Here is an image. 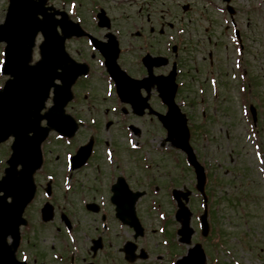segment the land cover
I'll return each instance as SVG.
<instances>
[{
  "label": "rangeland",
  "instance_id": "rangeland-1",
  "mask_svg": "<svg viewBox=\"0 0 264 264\" xmlns=\"http://www.w3.org/2000/svg\"><path fill=\"white\" fill-rule=\"evenodd\" d=\"M152 1H161L158 4L160 6L158 8H170L175 3L177 6L175 11L177 19L173 20L175 18L174 15V18L171 17V19L167 20L175 23L179 28L190 30L194 33L192 41H190L189 37L186 38L188 45L184 44L183 55L181 52L179 54L182 57L180 66L187 75L183 76L182 73L180 78H183L185 82L187 81V85L183 91L179 89L177 96L193 102V105L183 106V110L190 118V126H196V129H198L196 131L195 128H191V143L200 161L209 166L207 167L208 170L214 174L218 173L217 177H215L216 181L212 182L214 187L218 181L217 188H215L216 192L209 197L208 202L211 224V233L208 237L203 238L200 234L198 215L203 211V201L201 196L195 191V174L191 168L186 166L185 155L176 149H164L162 150L164 153L161 150H157L162 142L160 136L164 135V129L159 124L156 126L151 121L144 123L142 118L131 115L130 120L132 123L143 130V134L139 138L144 144L142 154L151 157L158 179H161L164 174V171H162V174L159 173L163 165L156 164L158 161L164 159L167 165L174 164L171 160L172 157L169 155L173 152L178 159H181L182 176L176 180V185L178 187L184 185L194 192L189 202V207L194 213L192 226L195 229V233L192 237V242L203 243L208 256V264H235V261H239L241 264H264V179L258 171V163L254 156L253 147L246 140V134L249 131L252 119L250 116L248 121L244 104V99H246L247 103L253 104L257 109V117L261 123L258 136L259 141L264 145V0H231L230 3L236 10L234 20L236 28L239 30L241 43L237 38L235 39V27L231 24V18L220 12L222 10L227 13L225 11L226 3L222 0H191L190 11L186 13L175 1ZM207 1L211 3V6L206 4ZM7 4L8 0H0V10ZM116 7L114 1L104 3V8L108 14H116L118 11ZM134 10L136 11L137 7ZM2 12L0 11V19H2ZM135 16L136 14H134ZM172 34L174 33L172 32ZM166 39L167 37H165V41ZM38 41H40L39 37ZM68 47L73 53L78 48L83 49L76 41L68 42ZM2 49L0 47V51ZM160 49L163 53H166V56L170 58L173 56V53L164 52L163 47ZM136 50L137 47H134V51ZM154 52L159 53L156 48ZM209 52L213 54V65H209L207 57ZM38 57L39 53L36 48L33 58L37 59ZM211 78L216 79L217 86L211 85ZM245 78L246 81L244 82ZM5 79L6 77L0 75L1 84ZM95 82L97 81L95 80ZM202 83H206V86L202 85ZM91 85L92 83L87 80L86 86L90 87ZM244 86L246 91H242ZM200 87L207 89L204 94V102L201 105H195L194 101L198 98V89ZM102 89L105 90V86ZM99 94H96V99L100 100L101 104L104 105L108 100L103 99ZM156 98V94H152L151 101L157 102ZM80 102L84 104L83 97L80 98ZM112 102H108L107 105L110 106ZM82 104L81 107L76 105L70 110H80L87 117L89 112L85 108L82 109ZM162 111L164 110L162 109ZM99 115L101 116V127L97 126L98 131L92 126H83L74 137V142L81 143L86 141L94 131L97 136L96 132H99V128L101 130L97 136L101 144L99 143L97 146L96 142L98 159L92 160L90 167L80 171L78 174L82 177L81 179H85L83 187L90 194H92L91 187L96 188L98 193H109L108 188L103 185L108 183L106 168H109V164L107 163L106 166L98 165V163L104 162V141L111 143L114 147H119V154L125 159L126 165L132 173L138 170V167L135 166L136 161L134 158L139 159L141 157V152L129 151L126 132L122 131V127L114 122L116 117H113L112 123L106 127L101 113ZM50 141L52 142L45 147L48 150L45 169L35 175L41 192H37L36 201L27 207L25 213L28 219L34 223L37 222L38 225L33 223L32 233H26L24 246L29 251H37L39 253L45 252L47 248L50 250L52 247L59 246L57 239H52L51 230L48 229L49 226L42 227L38 211L46 200L41 188L45 184L46 174H54L58 177L59 181L55 179V189L58 186L62 188V176L66 174L64 160L66 152L64 146L66 145L58 143L55 139ZM11 142L12 139H9L1 145L0 159L7 155ZM72 147L71 145L67 148L72 150ZM4 167L5 164H2V169ZM241 171H243V176L240 173ZM2 173L3 170L0 171V176ZM166 173L168 174L169 172L166 171ZM144 174L145 172L139 170L136 173V177L143 179ZM88 177H91V181H88ZM211 179H214L213 175H211ZM145 188L146 186H142V189ZM134 189L139 188L136 187ZM52 200L51 202L59 204L58 208L61 209L65 205L63 190L56 189ZM76 207H79V205L76 204ZM146 207L147 200L144 198L139 206V212L143 219L146 216L149 217L147 220L148 224H158L157 219H154V214H147ZM78 214L82 223H85L82 227L87 225L86 228L91 230L92 235L99 232L97 219H93L92 216V218L86 219L81 212ZM55 218L52 223L48 224L50 227L53 226L55 228L60 225L57 214ZM88 221L91 226L87 224ZM44 227L47 230H44ZM155 227L157 226L155 225ZM177 227V224H173L168 230L174 236L170 239L172 243H169V245L163 244L166 235H161L159 232L153 234L150 231L149 235L144 240H141L142 244L147 247L150 258L146 261H138L135 264H159L153 260L158 254L163 256L161 261L163 264H169L172 259L166 254L168 249L176 253L175 257L185 254L189 246L180 244L177 241V235L174 232ZM115 230L118 232L117 226ZM118 233L120 240L118 238L117 240L118 243H121L122 234ZM82 235L84 236V234ZM173 238H175L176 242L173 241ZM173 243H177V246L173 245ZM39 262L40 264H46L42 260H39ZM119 262L120 264H126L123 254H119Z\"/></svg>",
  "mask_w": 264,
  "mask_h": 264
},
{
  "label": "water",
  "instance_id": "water-1",
  "mask_svg": "<svg viewBox=\"0 0 264 264\" xmlns=\"http://www.w3.org/2000/svg\"><path fill=\"white\" fill-rule=\"evenodd\" d=\"M46 0H10L9 12L6 22L0 24V40L7 42L6 63L4 72L10 74V78L0 95V141L14 136L12 145L13 154L8 160L9 167L4 177L0 180V264H25L18 262L13 256L16 245H5L7 234L18 236V225L27 203L32 199L35 192L33 173L41 165L40 143L47 136L51 128H55L63 134L72 135L76 126L72 128V119L65 114L64 107L72 98L70 87L77 76L86 72L85 66L76 65L74 62L64 60V38L69 36L67 26L64 36H59L55 29L56 24L50 20L45 6ZM41 13L43 18H39ZM72 25V24H71ZM73 27V26H72ZM39 31L45 35V41L40 45L42 58L35 64H31L35 37ZM58 69L61 72H58ZM56 78H60L62 84H54ZM162 79V78H161ZM154 79L142 81L140 84L148 89L154 83L159 84L160 91L169 104L168 115L161 116L164 125L168 129L167 140L177 147L182 148L188 154V160L194 165L198 176V187L203 190L205 174L203 167L196 159V155L189 145V130L184 114L174 104V75L165 80ZM152 80H155L151 82ZM55 86L54 106L45 114L41 110L45 106L50 87ZM133 88V87H132ZM138 91V84L136 86ZM126 99L129 98V90L122 88ZM137 92L134 102H140ZM43 118L48 120V127L40 128ZM33 132V135L30 133ZM90 147L81 149L79 156L90 153ZM83 154V155H82ZM88 155H86L87 157ZM22 168L18 170V165ZM190 192L176 191L175 195L179 201L180 209L177 218L181 221L179 229L181 241L190 243L193 229L190 227L191 212L182 201L187 202ZM11 197L12 201L8 202ZM124 199L119 191L114 200L121 202ZM136 200V199H135ZM49 208L45 209V218H49ZM121 218L134 225L137 230L136 237L143 233L138 218L132 207L127 215ZM205 234L208 232L206 214L202 217ZM14 247V248H13ZM135 247L131 243L126 248L127 258L134 260ZM178 264H205V253L200 244L190 249L189 254L178 261Z\"/></svg>",
  "mask_w": 264,
  "mask_h": 264
},
{
  "label": "flooded vegetation",
  "instance_id": "flooded-vegetation-1",
  "mask_svg": "<svg viewBox=\"0 0 264 264\" xmlns=\"http://www.w3.org/2000/svg\"><path fill=\"white\" fill-rule=\"evenodd\" d=\"M89 1H95V0H89ZM99 1H152V0H99ZM54 2L52 0L49 1L50 4H53L54 6L59 7ZM61 9L65 10V7L61 8ZM157 11H159V13H157ZM146 20L150 24L149 33L153 37V39L155 40L156 44H154V45L157 48V52H159L158 51L159 48L165 46V42H164L163 37L166 34L165 28L167 27V22H168L167 21V12L153 8L152 11L147 13ZM151 27H153V28L151 29ZM88 30L93 34H96V33L98 34V30L96 28H94V29L88 28ZM156 54L158 55L161 53H156ZM95 57H96V53L90 54V58L93 59ZM87 58H88V56L86 55V57H84L82 59H87ZM125 58L126 57H125L124 53H120L119 62L122 63L123 67L126 68L128 70V72L133 77L140 78L142 76V74L144 73L143 72V70H144L143 65L133 64L130 61L125 64L124 63ZM84 61H86V60H84ZM155 71H157L156 73L161 72L160 69H159V71H158V69H156ZM163 73H165V70ZM151 99H152V97H151ZM151 99H149L150 103H152ZM118 171H119V173L116 174L115 179L117 178V176L122 174V175H125L126 180L128 181V183L131 184L130 180H132L135 176L132 173H129L128 176L126 174H124L123 172L120 174L121 170L118 169ZM91 188H92L91 189L92 194H90V192H89V194L94 196V197H97L99 195V193L97 192L98 190L96 188H93V187H91ZM133 188H136V187H133ZM137 188H142V186L139 185ZM95 203L97 204L98 209L100 210L101 209L100 203H97V202H95ZM107 210L110 211L109 221H108V217L106 215H104V216L101 215V217L100 216L99 217H100L101 223L106 222L105 226L107 228H110L109 232H105V231L104 232H98V234L96 232L95 235H92L91 230L86 228L87 225L85 227H82V226H84L85 223H82L81 227H79V226L75 227L77 224H79V222L74 223V227H73V223H72V226L70 228L76 232V235H82V234L87 235V239L89 242H91L92 239H94L95 237H101L103 240V243H104V247H103V250L99 253V255L102 253L101 255L103 256V258L101 256L98 261L88 262L87 261L88 257H90L91 259H94L91 257L90 250H89V247L91 246V244L88 246H84V247L82 245H80L79 253H74L70 258L71 259L70 262L72 264H113V261L118 259V253H117L118 252V240H117L118 232L115 230V227L118 225V219L115 217L113 205L110 204L109 202H107ZM99 213H100L99 211L93 212V214H95L93 216V219H97V221L99 223V230H100V221H99V217H98ZM70 217L72 218L73 216L70 215ZM89 218H92V217L90 216ZM88 222H87V224H89V226H91V223L90 222L88 223ZM93 228H95V227L93 226ZM51 234H52L53 239L56 238L59 240V238L55 236L53 231H51ZM76 239L77 238L75 237V240ZM63 242L66 243V239H63ZM78 258H80V260Z\"/></svg>",
  "mask_w": 264,
  "mask_h": 264
},
{
  "label": "snow or ice",
  "instance_id": "snow-or-ice-1",
  "mask_svg": "<svg viewBox=\"0 0 264 264\" xmlns=\"http://www.w3.org/2000/svg\"><path fill=\"white\" fill-rule=\"evenodd\" d=\"M0 55H2V53H0Z\"/></svg>",
  "mask_w": 264,
  "mask_h": 264
}]
</instances>
